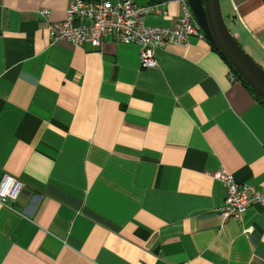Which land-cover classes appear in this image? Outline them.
Segmentation results:
<instances>
[{"label":"crops","instance_id":"1","mask_svg":"<svg viewBox=\"0 0 264 264\" xmlns=\"http://www.w3.org/2000/svg\"><path fill=\"white\" fill-rule=\"evenodd\" d=\"M218 1L264 70V0ZM68 2L0 0V177L23 184L0 204V264H264V206L220 219L210 175L264 191V107L205 39L144 69L136 44L50 43L37 11ZM163 9L144 24L172 27Z\"/></svg>","mask_w":264,"mask_h":264},{"label":"built area","instance_id":"2","mask_svg":"<svg viewBox=\"0 0 264 264\" xmlns=\"http://www.w3.org/2000/svg\"><path fill=\"white\" fill-rule=\"evenodd\" d=\"M171 2L179 9L172 27L144 24L148 15L164 16L163 6ZM37 15L45 24L47 37L53 44L66 41L97 48L104 38L109 37L117 43L138 45L139 67L143 69L155 66V49L186 45L190 37L204 40L185 0H153L144 5L136 4L135 0H69L61 21H51L46 9L38 10ZM210 175L220 183L224 192L222 204L217 209L220 219L240 218L247 207L264 206V191L249 193V187L236 183L232 175L221 169ZM22 187L18 179L3 174L0 177V204L17 199ZM250 231L251 227H247L243 232Z\"/></svg>","mask_w":264,"mask_h":264},{"label":"water","instance_id":"3","mask_svg":"<svg viewBox=\"0 0 264 264\" xmlns=\"http://www.w3.org/2000/svg\"><path fill=\"white\" fill-rule=\"evenodd\" d=\"M204 39L236 72L246 86L264 103V70L230 35L223 21L218 0H185Z\"/></svg>","mask_w":264,"mask_h":264},{"label":"trees","instance_id":"4","mask_svg":"<svg viewBox=\"0 0 264 264\" xmlns=\"http://www.w3.org/2000/svg\"><path fill=\"white\" fill-rule=\"evenodd\" d=\"M151 1H153V0H151ZM210 49L213 51V52H215L219 57H220V59L225 63V65L227 66V68H228V71H229V74L233 77V79H235V80H237V81H239L241 84H242V86L243 87H245L251 94H252V96L256 99V101L261 105V106H263L264 107V103L263 102H261L258 98H257V96L255 95V94H253V92L246 86V84L240 79V77L236 74V72L227 64V62L224 60V58L217 52V51H215L211 46H210Z\"/></svg>","mask_w":264,"mask_h":264}]
</instances>
